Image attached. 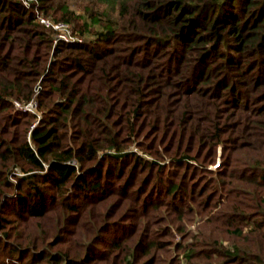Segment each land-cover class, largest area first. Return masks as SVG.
Returning <instances> with one entry per match:
<instances>
[{
  "label": "trees",
  "instance_id": "trees-1",
  "mask_svg": "<svg viewBox=\"0 0 264 264\" xmlns=\"http://www.w3.org/2000/svg\"><path fill=\"white\" fill-rule=\"evenodd\" d=\"M33 1L82 40L0 0V264H264V0Z\"/></svg>",
  "mask_w": 264,
  "mask_h": 264
},
{
  "label": "rangeland",
  "instance_id": "rangeland-1",
  "mask_svg": "<svg viewBox=\"0 0 264 264\" xmlns=\"http://www.w3.org/2000/svg\"><path fill=\"white\" fill-rule=\"evenodd\" d=\"M34 2V1H33ZM70 5H71V7L73 8L74 7V4L71 2L70 3ZM81 7V5H76L74 8H80ZM38 8H40V7H38ZM31 9V8H30ZM33 11V10H32ZM36 12H38V14H42L43 16H49V17H52V15H49V14H45L42 10H37ZM76 13L77 14H81V11L80 10H76ZM53 18V17H52ZM69 24V23H68ZM70 26V25H69ZM70 28H71V26H70ZM73 31V30H72ZM74 33V32H73ZM52 34H53V31H52ZM54 36V35H53ZM78 38H79V41H81L82 40V38L80 37V36H78ZM53 42V41H52ZM59 42V41H58ZM57 42V43H58ZM56 43V44H57ZM53 45H54V42H53ZM40 82V81H39ZM39 82H37L36 83V85H35V88H34V90H35V93H38L39 92V90H40V88H41V86L39 85ZM149 100H153V98H150ZM28 103V104H27ZM27 103H21V104H26V106L28 105V107L31 109L30 111L32 112V113H34V114H37L38 113V108H37V106H36V104H38L37 103V101H36V98H33L31 101H29V102H27ZM152 103V102H151ZM15 104V103H14ZM15 106V105H14ZM16 107V106H15ZM17 108V107H16ZM17 109H19V108H17ZM20 110V109H19ZM21 111H27V112H30L29 110H21ZM40 116H41V114H38V116H37V118L35 119V121H34V123L36 124L37 122H38V118H40ZM128 150H131V151H133V152H137V154H139V155H143L142 154V152L138 149V147H137V142H133V143H130L129 144V147H128ZM221 151H222V148H221V146H219L218 148H217V154H216V156H215V159L217 160L216 161V163L215 164H213V165H210L209 166V168L210 169H215L216 167H218V162H219V160H220V155H221ZM113 200H114V198H113ZM197 221H195V223H190L189 225H188V227H187V229H188V232L190 233V236L189 237H191L192 235H196L197 234V232L199 231V229H198V225H197V223H196ZM2 232L0 231V237L2 236V234H1ZM188 236V235H187ZM179 240H181V238H180V236H179V234H177V233H175V238H174V243H176V242H178ZM190 241V239H188V237H186V239L185 240H183V242H187V241ZM224 244H226V242H223ZM100 247L103 249V248H105L104 247V245H100ZM170 251H171V253L173 254V253H176V247H175V245L174 244H172V246L170 247ZM174 256H177L179 259H181L182 258V256H183V254H173Z\"/></svg>",
  "mask_w": 264,
  "mask_h": 264
},
{
  "label": "built area",
  "instance_id": "built-area-1",
  "mask_svg": "<svg viewBox=\"0 0 264 264\" xmlns=\"http://www.w3.org/2000/svg\"><path fill=\"white\" fill-rule=\"evenodd\" d=\"M19 1H21V3L26 8H33L32 10L37 22L43 25L45 28L51 29L53 31L54 44H56L58 41H62V42L79 41V38L73 33L68 23L63 21H55L52 17L38 14V12H36L37 10H39L37 1H34L35 5L31 4L33 0H19ZM14 103H15L14 105L20 110H29V111L31 110L28 107V105L26 106V104H21L20 102L17 101H14Z\"/></svg>",
  "mask_w": 264,
  "mask_h": 264
}]
</instances>
